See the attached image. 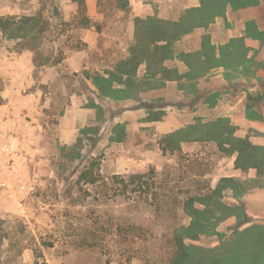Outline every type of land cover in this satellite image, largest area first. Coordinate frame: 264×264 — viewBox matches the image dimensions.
<instances>
[{"label": "rangeland", "instance_id": "374dc122", "mask_svg": "<svg viewBox=\"0 0 264 264\" xmlns=\"http://www.w3.org/2000/svg\"><path fill=\"white\" fill-rule=\"evenodd\" d=\"M120 1L85 0L82 11L76 0H0V20L35 15L44 28L37 53L22 48L0 28V235L5 237L0 264H168L175 233L192 220L186 201L211 193L233 169V157L212 141L184 142L180 151H164L161 140L191 124L223 117L225 90L234 92L237 84L210 82L217 69L231 70L223 75L230 81L244 77L242 88L247 90L256 84L259 67L248 57L252 47L247 36L231 39L219 52L207 41L217 18L223 30L237 31L241 18L264 17V9L243 12L235 0H196L210 22L198 27L205 31L200 52L177 55L175 44L171 60L180 57L192 68L182 86L186 98L181 105L174 87L165 95L152 91L166 85L160 78L129 98L100 96L90 76L105 74L125 58L139 7L148 10L141 16L167 20H178L193 8L192 0H127L126 8ZM87 36L104 51L91 48ZM47 59L59 62H35ZM108 66L112 68L102 69ZM144 75L138 73L140 79ZM74 104L79 109L71 145L63 140L61 125ZM129 110L134 114L125 119ZM155 116L160 119L153 120ZM117 125L124 127V134L116 131ZM82 129L88 135L81 157L71 159L65 147L76 145ZM120 136L123 141L115 140ZM93 162L97 167L89 171L102 178L96 184L82 176ZM144 173L153 177L137 191L133 184L126 188L121 183ZM260 181L259 186L247 180L249 188L241 197L226 193L222 203L232 210L217 212L221 219L212 218L210 232L188 243L215 251L237 231L264 229V202L251 193L258 186L264 190ZM248 260L258 264L254 257Z\"/></svg>", "mask_w": 264, "mask_h": 264}, {"label": "trees", "instance_id": "16d2710c", "mask_svg": "<svg viewBox=\"0 0 264 264\" xmlns=\"http://www.w3.org/2000/svg\"><path fill=\"white\" fill-rule=\"evenodd\" d=\"M81 5L80 10H85V0H76ZM258 0H235L240 6L255 4ZM223 1H220L222 3ZM120 6L126 8L127 0L120 1ZM202 7H193L186 11L184 16L178 20H167L158 16L136 17L134 19V42L129 47V55L118 61L115 67L106 71L105 74L90 76L98 89L100 96L111 99H124L131 97L135 92L150 85L151 80L160 78L163 83L166 80H174L178 77L177 72L167 67V61L175 54V44L186 34L195 28L206 26L210 20ZM0 28L3 34L10 38L19 40L21 47L33 52L40 51L41 37L44 28L41 19L37 16L6 17L1 18ZM207 45L211 46L210 39ZM38 66L55 64L59 60L50 62L36 60ZM145 67L144 79L138 77L141 67ZM162 85V84H161ZM92 107L102 109L96 103ZM155 116L153 120H159ZM116 131L124 134V127L117 125ZM237 127L228 118H219L209 122H197L187 128H183L166 135L162 140L164 151H180L184 142L191 141H212L217 144L219 150L225 155H236L235 167L243 171L257 169L264 173V158L260 148L254 145L249 138H241L236 135ZM76 145L65 147L70 158L80 156V148L87 136L85 129ZM117 141H123L122 136ZM96 141V139H95ZM98 143V141L96 142ZM97 167V163H91L90 168L83 172V177L89 180L90 184H96L102 178L100 174H94L91 168ZM154 174V171L150 172ZM150 173L133 174L128 179H122L121 183L128 188L133 184L137 188L148 186V178L153 177ZM153 179V178H151ZM249 186L245 181L235 177H223L216 188L204 196H194L185 203V211L191 217V223L177 231L174 235V251L168 264H248L251 258H255L258 264H264V229H243L235 232L234 238L225 241L215 251L188 243L198 241L202 235L210 232L207 229L212 218L218 217L217 212L225 214L226 210L222 198L225 192L231 190L236 197H241ZM205 208L200 209L196 204ZM1 234V233H0ZM5 237L0 235V245Z\"/></svg>", "mask_w": 264, "mask_h": 264}, {"label": "crops", "instance_id": "0c3cea01", "mask_svg": "<svg viewBox=\"0 0 264 264\" xmlns=\"http://www.w3.org/2000/svg\"><path fill=\"white\" fill-rule=\"evenodd\" d=\"M191 4L192 7L199 6L196 0H192ZM135 5L139 6L140 3H135ZM139 8L141 10L138 12L140 15L139 17H144L141 16V14L145 13L148 10H146L144 7L143 8L139 7ZM259 8H261L262 10L264 9V0H258L255 4H251L249 6H241L239 10H243V12L251 11V10L253 12H256ZM137 9L138 8H135V10ZM5 12H9V11H5ZM9 13H15V11H10ZM222 24L224 23L223 21H220V18H217V20L211 24V28H210V31L212 33V37L210 40L211 46L216 45L218 47L217 52H219L220 46L222 48L223 47L226 48L225 46H227V43L231 39L233 38L235 39L239 37L245 38L247 36L245 38L247 45L252 47L248 57L254 58L256 61L255 62L256 68L259 67L257 71V78L256 77L253 78V83L256 84H254L252 87H249L248 90L242 88L243 87L242 84L245 83L246 79L244 77H241L238 78L237 80L230 81L229 79H226L225 76L223 75H225L224 73L227 74L228 72H231V70L225 71L224 68H219L216 70V72H213V74L216 73V75L211 77L210 82L217 81L218 82L217 84L220 85L222 84L221 87L229 86L230 85L229 82L232 83L236 82L237 86L234 92H233L234 89H229L228 91L225 90L226 96H224L225 104L223 105L224 111L222 112V116H223L222 118L230 119V121L237 127L236 135L241 138H249V140L254 145L260 148V153L264 158V99L262 98L264 94L262 93L264 91V85L261 82V80H264V42H263L264 37L262 35V31L264 30V17L253 14L252 16H249L247 18L245 17L241 18V25L240 23L239 24L237 23L238 26L241 27V29H237V31L236 30L232 31V29L223 30ZM204 34H205L204 29L198 28L194 32L187 34L185 37L181 38L176 43L177 55L188 54L190 52H200L202 50V41ZM99 36L100 35H97V38ZM109 38H111V40L112 39L115 40V37L113 36H109ZM130 40L131 43L134 42V30H133V35L130 37ZM85 41L90 43L91 48H93L94 50H97L98 52L104 51V49L99 48L97 43H94V41L90 39L89 36L86 37ZM132 44L128 45L125 58L129 55V47ZM217 56H220V53L219 54L217 53ZM166 65L168 68L175 70L177 72L178 77L175 78L174 80H166V85L163 88L155 89L152 91L157 93L161 92L162 95H165L166 89L170 87H174L176 89V98L177 100H179L180 104L182 105V100L186 98L185 89L182 86L187 81L186 75L187 73L189 74L190 72H192V68H190L184 61H182L180 57L179 58L176 57L174 58V60L167 61ZM109 68L111 69L112 67L109 66L102 67V69L105 70ZM105 70H103V73L105 72ZM239 70L240 69H237L235 73L242 75L241 71ZM139 72H141V74H145V67L144 66L141 67ZM179 76H183V77H179ZM203 80L204 79H201L200 80L201 83L198 84V87L201 90L203 88L202 87L204 83ZM206 95L207 94H204L205 97ZM251 97L253 99L252 101H251ZM261 98L263 100L260 101ZM256 101H259V104L257 106L254 104V102ZM183 103H185V101H183ZM203 106H207V105L203 104ZM78 109L79 107H77L75 104L71 107H68V109L66 110V114L62 119L61 133L63 140L67 144H71V143L73 144L74 143L73 141L76 138V134H77L76 116ZM181 109L184 108H182L181 106ZM131 112L133 111L129 110L125 112L123 117L125 119L130 118L134 114ZM73 121H75L74 125L72 124ZM230 157H233V169L229 174H226L223 177H235L245 182H247L248 180L249 182L252 181L254 182V184L256 185L258 184L260 186L261 183L260 180H264L263 172L259 173L257 169H250L249 171H243L241 169H237L235 167L236 155ZM259 186L255 187L251 193H254L253 196L255 199H257V201L264 202V195H262L264 194V190H260ZM226 193H229L231 196H233L232 195L233 192L231 190L226 191L225 194ZM248 196L249 195L247 194L246 197ZM247 213L250 215L254 214V213H250L249 210H247Z\"/></svg>", "mask_w": 264, "mask_h": 264}]
</instances>
